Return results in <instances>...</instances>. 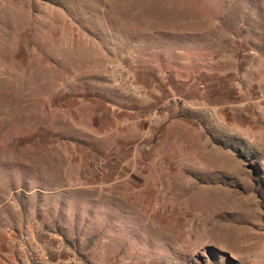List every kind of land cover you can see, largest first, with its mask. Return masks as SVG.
I'll use <instances>...</instances> for the list:
<instances>
[{
  "label": "rangeland",
  "instance_id": "1",
  "mask_svg": "<svg viewBox=\"0 0 264 264\" xmlns=\"http://www.w3.org/2000/svg\"><path fill=\"white\" fill-rule=\"evenodd\" d=\"M81 254L264 264V0H0V264Z\"/></svg>",
  "mask_w": 264,
  "mask_h": 264
},
{
  "label": "trees",
  "instance_id": "2",
  "mask_svg": "<svg viewBox=\"0 0 264 264\" xmlns=\"http://www.w3.org/2000/svg\"><path fill=\"white\" fill-rule=\"evenodd\" d=\"M64 139H65V141L70 142V143L75 144V145H87L86 141L79 139L77 137L68 136V137H65ZM88 241L91 242L93 240H92V238H90V239H88ZM79 256L87 264V262L85 261V255L81 254Z\"/></svg>",
  "mask_w": 264,
  "mask_h": 264
},
{
  "label": "built area",
  "instance_id": "3",
  "mask_svg": "<svg viewBox=\"0 0 264 264\" xmlns=\"http://www.w3.org/2000/svg\"><path fill=\"white\" fill-rule=\"evenodd\" d=\"M23 238V236H22ZM58 245H56L54 248L55 250L58 249ZM33 260V264H48L47 261H48V258L47 257H43V256H40V255H36L32 258Z\"/></svg>",
  "mask_w": 264,
  "mask_h": 264
}]
</instances>
